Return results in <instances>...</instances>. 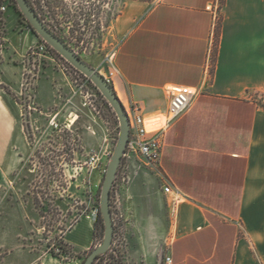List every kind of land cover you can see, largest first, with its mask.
<instances>
[{
  "label": "crops",
  "instance_id": "1",
  "mask_svg": "<svg viewBox=\"0 0 264 264\" xmlns=\"http://www.w3.org/2000/svg\"><path fill=\"white\" fill-rule=\"evenodd\" d=\"M136 1L142 17L113 59L124 105H137L153 129L168 107L169 87L194 95L165 129L154 173L157 192L169 201V226L136 246L129 263L162 264L167 254L173 264H264V0ZM3 40L0 200L29 154L17 99L31 41L22 38L20 49L13 36ZM81 221L68 235L86 229L87 237L66 240L87 248L92 227Z\"/></svg>",
  "mask_w": 264,
  "mask_h": 264
},
{
  "label": "rangeland",
  "instance_id": "2",
  "mask_svg": "<svg viewBox=\"0 0 264 264\" xmlns=\"http://www.w3.org/2000/svg\"><path fill=\"white\" fill-rule=\"evenodd\" d=\"M63 2L73 15L70 18L80 22L81 34L77 42L71 39L67 28L71 24L64 22L58 34L111 84L124 107L113 59L142 17L138 2ZM8 34L20 49L22 38L31 41L21 60L25 67L22 94L17 99L29 154L14 188L0 200V264H81L103 237L99 229L94 233V211L99 207L119 122L96 86L28 27L16 3L6 13L0 11L1 48ZM52 118L57 128L50 126ZM154 173L140 157L130 161L122 157L111 188L114 233L110 253L121 254L124 264H130L136 246L152 235L163 236L169 226V201L157 192ZM85 218L90 220L92 239L87 248H80L66 236ZM83 226L81 221L79 227ZM87 234L83 229L82 235L74 232L68 238L85 239ZM108 263L105 257L97 264Z\"/></svg>",
  "mask_w": 264,
  "mask_h": 264
},
{
  "label": "water",
  "instance_id": "3",
  "mask_svg": "<svg viewBox=\"0 0 264 264\" xmlns=\"http://www.w3.org/2000/svg\"><path fill=\"white\" fill-rule=\"evenodd\" d=\"M21 14L29 22L34 32L52 49H54L73 68L86 76L100 91L108 104L112 107L119 122V132L113 147L105 174L100 187L99 208L103 220V237L85 257L81 264H93L96 257L103 254L112 244L114 226L110 209V192L113 181L129 136V122L124 107L115 94L111 84L103 76L86 63L59 35H57L40 18L28 0H15Z\"/></svg>",
  "mask_w": 264,
  "mask_h": 264
},
{
  "label": "built area",
  "instance_id": "4",
  "mask_svg": "<svg viewBox=\"0 0 264 264\" xmlns=\"http://www.w3.org/2000/svg\"><path fill=\"white\" fill-rule=\"evenodd\" d=\"M14 0H0V11L5 12L9 7L13 6ZM220 3L214 8V15L217 17ZM2 36H0V49L2 43ZM169 103L166 111L156 117V125L153 129L147 128V122L142 115L139 107L133 103L124 105V111L129 122V136L122 157H127L130 154L138 155L142 161L152 170L157 171L161 151L163 146V135L168 125L179 117L190 105L194 91L184 87H169ZM264 104V97H262ZM50 126L57 128L58 123L55 118L50 120ZM165 193L176 194L175 198H179L178 192H172L169 185L163 186ZM98 208L94 212H97ZM57 251L60 249L57 248ZM162 264H173L171 256L165 254Z\"/></svg>",
  "mask_w": 264,
  "mask_h": 264
},
{
  "label": "trees",
  "instance_id": "5",
  "mask_svg": "<svg viewBox=\"0 0 264 264\" xmlns=\"http://www.w3.org/2000/svg\"><path fill=\"white\" fill-rule=\"evenodd\" d=\"M28 1L31 3L32 7L35 9L36 13H38L40 18L42 20H44V22L48 25V27L50 29H52L57 35H59L57 30L58 31L63 30V25H61L62 22L70 23L71 25H68V27H67L68 32L70 33V38L76 39V42L79 40L80 34H81L80 25H79L80 22L77 19H71L70 18L73 15H72V13H70L69 9L66 7L63 0H43L42 3L40 0H28ZM15 3L16 2L14 0V4ZM82 14L83 13L81 12L79 15H82ZM53 21H56L57 24L51 25V22H53ZM27 25L32 31H34L28 21H27ZM52 50L54 52H56L54 49H52ZM114 181H115V179H114ZM112 186H113V184H112ZM103 228H104L103 227V220H102V216L100 213V208L98 207L97 216H96V219L94 221V233H95L96 229H99L100 232H102ZM110 249H111V247H109L108 250L105 251L103 254L98 255L93 264H97L99 260H101L105 257H109V263L108 264H124L122 255L119 253H116V254L110 253Z\"/></svg>",
  "mask_w": 264,
  "mask_h": 264
}]
</instances>
